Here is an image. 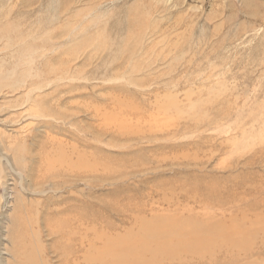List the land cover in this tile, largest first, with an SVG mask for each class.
I'll return each instance as SVG.
<instances>
[{
	"label": "rangeland",
	"instance_id": "1",
	"mask_svg": "<svg viewBox=\"0 0 264 264\" xmlns=\"http://www.w3.org/2000/svg\"><path fill=\"white\" fill-rule=\"evenodd\" d=\"M31 88L37 102L25 95ZM49 94L66 113L105 109L92 121L101 131L87 137L99 169L87 178L91 188L58 156L40 173L47 193L34 195L1 161V142L26 167L27 158L42 163L51 154L53 139L85 136L44 126L55 125L39 106ZM0 140V264H25L6 232L18 202L6 199L11 191L23 194L25 210H46L48 221L86 202L106 210V227L121 229L132 227L131 210L147 218L152 210H209L213 226L226 213L228 227L242 213L264 214V0H0ZM34 226L38 237L31 230L25 243L30 264H85L66 258L72 246L59 235ZM260 230L235 264H264ZM225 242L211 251L231 248Z\"/></svg>",
	"mask_w": 264,
	"mask_h": 264
},
{
	"label": "bare ground",
	"instance_id": "2",
	"mask_svg": "<svg viewBox=\"0 0 264 264\" xmlns=\"http://www.w3.org/2000/svg\"><path fill=\"white\" fill-rule=\"evenodd\" d=\"M33 85L35 87V84ZM37 85H40V84H37ZM42 88L44 87L42 86ZM39 89L41 91V88ZM25 91H28V89H26ZM54 91L55 90H52V93ZM34 92H35V89L31 88L29 89L28 93H25V95L27 96V99L29 98V101L36 99V96L32 97ZM41 95L42 94H40V97ZM42 97H43V100H45V96L43 95ZM24 101L26 102V100ZM29 101L27 100V104H25V106H28V105L38 106L37 104L39 102L41 103L40 100L37 104L36 103L30 104L31 101L30 102ZM35 101L37 102V100ZM61 102L62 100H59V99H55V98L50 99V94H49V97L46 98V103L43 104V101H42V104H40L39 106L45 108L44 109L45 111H43L45 115L44 117H47V119L49 118L50 120H53V122H55L54 123L55 125H51V124H45V125L43 124V125L47 127L48 129H52V130H56L60 132V134H61L63 125H67V126L70 125V127L74 128L75 131L82 132L83 134L81 135H85V136L80 137L78 133H76V135L71 134L70 136L71 139L74 140L76 143H73V144L71 142L66 143V142L60 141L61 139L60 140L53 139L52 140L53 143L50 145V146H53L51 154L49 153L47 157L44 158L42 163L34 162L33 158L31 159V157L29 158L25 157L28 160V165H26V167H23L20 165L21 163L19 161L20 159L19 160L14 159L19 151L17 152L16 150L17 153L14 152L15 150L12 151L13 150L12 145H9L7 147V145H3V143L1 142L2 150L4 152L5 157L3 156L2 158L1 157L0 158H1V161L7 167V171L11 173V175L16 174V176L20 179V181H18L19 183L27 182V186L25 185L27 188V191H32L34 195H45V193H47L44 187H45V184L49 181L47 179L48 176L42 179L40 178V173H42L44 165L48 162H49V167H53L54 162H56L58 156H60L58 160H61L65 166H68L66 170H69V168L73 169L70 172L71 175L70 174L69 175L72 176L74 174L76 180L82 181L84 186L91 188V185L89 184L90 180H88L87 178H91V179L95 178L94 176L96 175L97 170H99L97 167H95V165L93 166L92 164V161H93L92 159L93 153L91 151L92 147H91V143L89 142V138L87 137L91 136V138L94 139L95 133L97 131H101L102 126L100 125L95 126V124L92 121L94 120L96 116L105 114L104 113L105 109L104 108L100 109L99 107H97L96 109L99 111L95 112L96 109L94 108V114H92L93 112V109H91L92 107L88 105L89 108H87V105H86V108H84L82 111L68 109V112L66 113V111H64L62 109V106L60 105L62 104ZM29 112H30V109H29ZM69 112H71V115L68 114ZM37 113L39 112L37 111ZM80 113L81 114L84 113L85 115L84 117L86 120H89V123H86V125H84L85 122L78 120L79 119L78 114ZM36 118H40V116L39 117L37 116L34 119ZM29 119H31V117ZM95 129L97 130L94 132ZM36 137H38V135ZM6 147L9 148L8 150L12 151V152L10 151L12 154L15 153L12 156L13 161L15 160V163L11 161L12 160L11 158H9L11 153L10 154L8 153ZM64 147H69L70 151L66 152ZM44 151H46V149H44ZM53 151H55V153ZM34 164H37L38 166L33 167ZM38 168H39V171L37 170V172L34 173L35 170ZM63 172H65V170H63ZM11 186H13V184H11ZM21 188H22V191L25 192L24 186H21ZM11 194H14V193L12 191L10 193L8 192L9 196H7L6 199L13 197L16 202L24 201L22 197L23 194L21 195V193H19V195L16 194V196H12ZM18 202L16 203V210H14L13 215L10 214L11 224L6 229V232H7V236L10 242L12 241L11 243L13 244L14 249H15V251H13V255L16 253L17 255H14V256L24 260L25 264H28L30 260L29 258H27L28 257L27 252L29 248L27 247V244L25 245V243H27V237H30L28 236V233L32 230L36 237H38V233H39V232H34V228H35L34 224L39 225V227L45 226V228L47 229L49 233L48 235L50 237L52 235H55V236L59 235L63 240H65L72 246L66 258H69L70 256L76 257L77 260L78 258H81L84 260L85 264H209V263L211 264H235L234 260L236 256H240L239 252L242 251V253H246L249 250L246 248L250 246V245L248 246L249 244L248 240H250V242H252V240H255L253 238L257 236V233L260 230L261 225L263 224L264 226V223H263L264 214L261 215L260 213L256 216H253L252 217L253 219L250 216L248 217L246 212H245L246 215H243L245 213H242L241 221H238V219L236 221V222H241V224H237L234 220H230V221H234L236 224H232V226L230 225V227H228L226 226V223H228L227 220L229 219L225 216L226 213L225 215H222L223 214L222 212H224L222 210H221L222 212L220 211L222 213L221 214L222 219L221 221L218 219L221 223L220 222H219L220 224L216 223L217 225L215 226H213L215 224V223L213 224V219L215 218H213V215L209 213V210L208 211L205 210V213L203 210L202 211L203 214H200L198 213V211L196 212L195 210H182V211L173 210L175 211V213H173L172 215H169V214L167 215V213L170 212V211L168 212L167 210H158L157 212H154V210H152V212L149 211V213H151V216H152L151 218H147L144 212L142 213V212H137L136 210H131L132 212L135 213V216H136L134 220L131 218L132 219L131 222L133 223L132 227H129V228L125 227L121 229L120 227H116V226L114 227V224H111V223L108 224V226L106 227V222H103L102 220V216L104 213H106V210L104 212L96 211V210H89L90 204L86 202L82 204L83 210H76V208H73L70 210H61V212L58 215H56L52 221L47 220L46 210H41V212H39L38 210H34V208L32 210L31 207H29V210H25L24 205L23 204L21 205ZM5 203H7L6 206H8L9 204L8 200H6ZM40 204L42 205V202L36 203V206ZM6 211H8V209ZM35 211H37L36 216L33 214ZM226 211L228 212V210ZM25 212L28 213V217H24V216L22 217L23 213ZM230 212H233V210L232 211L230 210L228 212L231 215ZM247 212L249 211L247 210ZM218 213L219 212H217V215ZM220 216L218 217L221 218ZM31 218H35L37 223L33 222ZM215 220L214 222L217 221ZM246 223H249V225L247 224L248 226H246L245 225ZM262 236L264 237V227L262 230ZM221 239L223 241H226L228 244H231V248H229V245L226 248L225 246H222L220 249L222 250V253H219L220 250L219 251L218 249L215 250L216 248L213 245H215L214 244L215 241H222ZM246 241H247V244H246ZM212 246L215 248L214 249L215 251L214 250L211 251L210 247ZM240 246H242V248H240ZM228 250L231 251L232 253L229 256L230 259L222 258L223 253ZM216 253H219L220 255H216ZM35 257L36 256H34V258ZM41 260L43 259L41 258ZM74 261L72 262L73 264L75 263ZM35 262H36V258H35Z\"/></svg>",
	"mask_w": 264,
	"mask_h": 264
}]
</instances>
